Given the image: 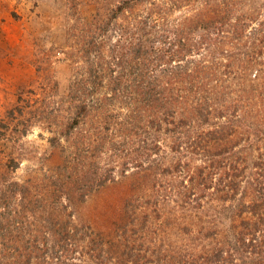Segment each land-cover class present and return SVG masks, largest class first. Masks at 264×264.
<instances>
[{"label":"rangeland","instance_id":"374dc122","mask_svg":"<svg viewBox=\"0 0 264 264\" xmlns=\"http://www.w3.org/2000/svg\"><path fill=\"white\" fill-rule=\"evenodd\" d=\"M236 1L238 11L251 19L243 37L246 45L240 49L244 58H253L247 66L254 67L250 71L239 64L233 70L235 80L224 75L205 83L204 89H212L216 82L228 86L222 87L215 99L212 90L207 93L211 92L213 108L229 109V117L239 104L235 98L242 99L243 123L238 125L239 132L230 144L220 145L217 150L221 152L228 145L232 150L224 155L229 160H244L249 158V145L264 148V125L252 124L264 100L257 98L264 96V86L259 89L263 90L261 95H249L254 96L252 102L245 94L252 87L258 91L256 70H264V53L258 54L261 46H257L263 42L264 48V0ZM118 2L0 0V204L3 210L10 206L12 222L19 220L13 225L0 218L5 226L12 227L11 231L2 230L1 264H178L191 253L212 249L226 240L234 242V225L240 220L236 205L241 200H251L250 191H246L248 182L243 177L242 193L226 202L191 181L193 170L208 164L214 143L202 142L198 148L192 140L187 141L185 132L192 131L195 136L198 130L207 131L216 121L223 122L216 114L210 123L195 118L190 127L183 128L182 146L177 147L168 131L175 124L162 123L163 130L155 129L152 120L157 111L150 109L147 102L137 101L139 95L124 99V91L120 93V87L115 88L109 80L90 100L89 121L70 140L72 152L76 145L83 147L82 157L73 156L68 171L57 169L64 161L62 146L53 145L51 138L60 135L65 127L62 123L67 121L69 107L73 106L69 93L78 78L87 73L83 61H62L74 44L69 29L91 22L98 11L111 12ZM200 4L186 3L183 8H175L169 20L176 21L182 14L201 9ZM114 24L120 25V18ZM116 39L110 42L111 46ZM224 40L228 42L224 43L226 51H241L234 47V33H227ZM52 50L53 54L46 53ZM105 52L111 60L110 49ZM40 63L48 68L53 82L47 83L53 90L41 84L37 70ZM216 97H222V103H217ZM45 99L57 105L49 118L46 114L37 115ZM232 99L235 100L231 102ZM20 102L24 114L11 115ZM191 106L184 102L176 118L186 114L185 108ZM261 118L264 120V111ZM4 124L9 125L7 135ZM23 127L28 129L21 136ZM73 141H77L76 145ZM67 142L62 139V144ZM220 158L223 156L216 157ZM84 165L101 174L108 172L111 177L105 185L88 193L87 184L80 177ZM63 226H69L70 233L76 227L79 232L75 238L62 240L65 246L61 248ZM94 233L104 241L101 257L84 239Z\"/></svg>","mask_w":264,"mask_h":264},{"label":"trees","instance_id":"16d2710c","mask_svg":"<svg viewBox=\"0 0 264 264\" xmlns=\"http://www.w3.org/2000/svg\"><path fill=\"white\" fill-rule=\"evenodd\" d=\"M198 1L201 3V9L196 8L194 12L182 14L176 21L169 20L175 8H183L191 3H199ZM110 11L105 13L98 11V15L91 22L72 25L69 29L72 31L70 35L74 39V44L66 50L65 60L62 61L63 63L69 60L83 61L87 65V73L78 78L76 87H72L69 93L73 106L69 107L67 121L62 123L65 127L59 131L60 135L56 134L51 138L53 145L62 146L64 161L57 169L68 171L73 156L82 157L83 147L80 148L76 145L77 141H73L76 146L73 148L75 152H72L70 140L89 121L92 114L90 100L109 80L115 88L120 87V93L124 91V99L128 95H139L137 101L147 102L150 109L157 111L156 117L152 120L155 129L163 130L162 123L175 124L174 128L168 131L176 139L177 147L182 146L181 134L185 132L183 128L190 127L195 118L210 123L211 118L216 114L223 122L216 121L212 128L207 131L198 130L195 136L192 131L185 132L188 135L187 141L192 140L194 142L192 145L196 144L198 148L202 142L214 143V150L210 151V157L207 158L208 164L196 167L192 172L191 181H196L202 190L209 193L213 191L212 193L217 194L219 199L227 202L236 199L242 193L245 178L249 184L246 191H250L251 200H241L236 205V214L240 220L234 225L233 243L230 244L226 240L212 249L197 254L191 253L178 264H264V148L260 146L256 148L255 144L249 145L250 155L244 160L236 158L229 160L224 155L232 150L228 145L221 152L217 150L220 145L230 144V139L239 132L238 125L243 123V108H241L243 105L240 102L242 99H234L239 104L235 106L232 117H229V109L224 108L220 111L213 108V102L210 101L215 99V95L222 87L227 89L228 86L213 82L215 84L209 89L214 92L213 99L210 97L211 92L207 93L209 90L204 89L205 83H212L214 79L220 80L224 75H227L231 81L235 80L232 76L233 70L239 64L252 70L254 66L252 67L251 64L247 66L246 63H251L253 58H244L240 49L246 45L243 37L251 19L247 18L246 13L238 11L236 0H119L116 7ZM119 18L120 25L117 26L114 23ZM227 33H234V39L237 38L234 47L241 51L225 50L227 48L224 47V43L228 42L224 38ZM114 38H117L116 42L111 46L110 42ZM262 43L255 44L261 46L258 54L264 53ZM106 48L110 49L111 60L106 58ZM54 52L52 50L46 53L50 55ZM223 58L227 60L224 62ZM40 64L37 65V70L41 84L45 85V89L53 90L47 83L50 80L53 82L48 76V68ZM256 72L255 79L259 80L258 91L256 87H252L245 93L248 97L246 99L250 102L254 101V96L249 95L255 93L258 95L263 91L259 89L264 86V70L260 68ZM41 84L39 82V85ZM19 91V100L22 102V90ZM216 98L217 103H222V97ZM257 98L263 100L264 96ZM234 100L232 99L231 102ZM21 102L12 109L11 115L24 114V106ZM184 102L192 106L185 108L186 114L182 113L176 118L179 107ZM261 103L264 104V100ZM262 104L257 109L253 126L264 125V120L261 118V112L264 111ZM55 105L45 99L37 115L46 114L49 118L55 113L54 108L57 106ZM231 105L232 103L228 104V108ZM244 110L246 112L248 109ZM159 113L162 115L160 118ZM15 124V130H18V125ZM3 127L4 135H7L9 125L4 124ZM27 129L23 127L19 134L25 135ZM62 139L67 140L68 144H62ZM156 148L157 144L154 149ZM195 151L197 152L196 148ZM221 155L224 159H216ZM81 169L83 173L80 177L84 184H87L85 191L88 193L105 185L111 177L108 172L101 174L98 169L93 170L85 165ZM80 189L83 187L80 186ZM85 194V192L82 194L83 198L86 197ZM6 209L3 210L0 204V218H6L7 223L15 225L19 220L12 222L9 219L12 213L10 206ZM4 228L12 230V227L8 228L4 222H0V238L3 236ZM62 230L65 233H62L59 243L61 248L65 246L61 243L62 240L75 238L79 232L76 227L74 232L70 233L69 226H63ZM84 239L90 243L94 251H97L98 257H101L104 241L100 235L94 233L90 234V238L85 236Z\"/></svg>","mask_w":264,"mask_h":264}]
</instances>
